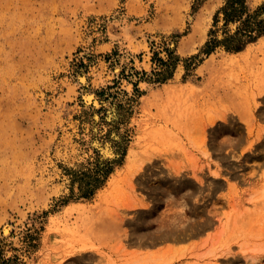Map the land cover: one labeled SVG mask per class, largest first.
Wrapping results in <instances>:
<instances>
[{"label":"rangeland","instance_id":"obj_1","mask_svg":"<svg viewBox=\"0 0 264 264\" xmlns=\"http://www.w3.org/2000/svg\"><path fill=\"white\" fill-rule=\"evenodd\" d=\"M227 1L0 0V264H264V35L228 50Z\"/></svg>","mask_w":264,"mask_h":264},{"label":"trees","instance_id":"obj_2","mask_svg":"<svg viewBox=\"0 0 264 264\" xmlns=\"http://www.w3.org/2000/svg\"><path fill=\"white\" fill-rule=\"evenodd\" d=\"M264 10V5L260 6L254 13L248 11L246 0H228L223 8L225 21L227 23H238L235 34L226 37L222 43L228 50L240 52L246 46L264 35V19L258 18V12Z\"/></svg>","mask_w":264,"mask_h":264},{"label":"bare ground","instance_id":"obj_3","mask_svg":"<svg viewBox=\"0 0 264 264\" xmlns=\"http://www.w3.org/2000/svg\"><path fill=\"white\" fill-rule=\"evenodd\" d=\"M119 16V15H118ZM121 16V15H120ZM114 20V23L117 24V25H123V29L125 30L123 34H125L124 38L125 37H128L130 35L129 34V30H130V27H131V24L132 23H129L128 21V17L127 16H123L121 18H117V16H115V19ZM111 21V20H110ZM108 37H109V40H111V42H117L118 40H121L118 36L114 35V33H108ZM123 37V36H122ZM130 38V37H129ZM126 39V38H125ZM130 40V39H129ZM126 42V41H125ZM124 41H121L122 44H125ZM129 46V45H128ZM125 57H122V66L117 64V66L114 67V72L115 73H119L124 65V61H125ZM126 62V61H125ZM126 69V68H125ZM130 69V68H129ZM79 81L82 83V84H85L86 81H87V78L85 75H81L78 77ZM83 100L85 102V104L87 106H90L92 105L94 110H98V108H100V100L98 99L97 95L93 94L92 92L90 91H84L83 92ZM109 105V104H107ZM111 108V107H110ZM115 109V108H114ZM116 110V109H115ZM114 113V112H113ZM118 113V112H117ZM111 114H109V117H110ZM117 116V115H116ZM108 117V118H109ZM115 117V116H114ZM111 118V117H110ZM99 119V114L98 113H95V117H94V120L95 121H98ZM96 131V127H95V130ZM115 136V134L113 135V137ZM92 144L95 146V147H99L100 148V151H101V155L102 157L105 159V158H112L114 157L115 155V152H114V149L111 145V143H105V144H101L98 140L94 139ZM11 227L9 225H4L3 226V232L8 235L10 234L11 232ZM14 243L16 245H19L20 243V240L18 238H15L14 239ZM229 264V263H228Z\"/></svg>","mask_w":264,"mask_h":264}]
</instances>
